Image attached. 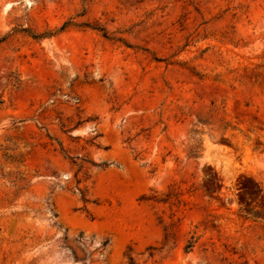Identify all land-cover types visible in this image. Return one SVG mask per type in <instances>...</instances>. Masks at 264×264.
Instances as JSON below:
<instances>
[{"label": "rangeland", "instance_id": "rangeland-1", "mask_svg": "<svg viewBox=\"0 0 264 264\" xmlns=\"http://www.w3.org/2000/svg\"><path fill=\"white\" fill-rule=\"evenodd\" d=\"M130 257L264 264V0H0V264Z\"/></svg>", "mask_w": 264, "mask_h": 264}, {"label": "trees", "instance_id": "trees-1", "mask_svg": "<svg viewBox=\"0 0 264 264\" xmlns=\"http://www.w3.org/2000/svg\"><path fill=\"white\" fill-rule=\"evenodd\" d=\"M69 25H82V26H85V27H91V28H93V29H97V30H103L104 31V35L105 36H107V31L106 30H104L103 28H100L99 26H97V25H94V24H91V23H83V24H76V23H74V22H72V21H66V22H64V24L61 26V30H63V29H65L66 27H68ZM119 40H122V38H118ZM122 41H124V40H122ZM71 158H73V157H71ZM75 163H77V162H75ZM80 166H82L81 164H80ZM82 193H83V191H82ZM83 195H84V200H85V202H87L88 200H87V198H85V194L83 193ZM193 244H192V242L189 244V246L191 247ZM129 264H137L136 262H135V260H134V258L133 257H130V261H129Z\"/></svg>", "mask_w": 264, "mask_h": 264}]
</instances>
